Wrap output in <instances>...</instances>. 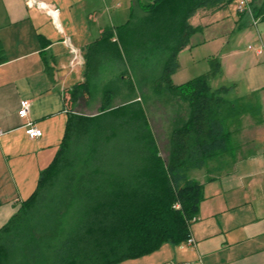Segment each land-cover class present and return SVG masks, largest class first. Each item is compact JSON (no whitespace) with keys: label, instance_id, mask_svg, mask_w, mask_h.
Instances as JSON below:
<instances>
[{"label":"trees","instance_id":"trees-1","mask_svg":"<svg viewBox=\"0 0 264 264\" xmlns=\"http://www.w3.org/2000/svg\"><path fill=\"white\" fill-rule=\"evenodd\" d=\"M231 1L149 0L140 19L105 26L85 46L83 78L68 93L70 111L61 143L40 170L34 191L0 228V264H116L164 242L186 240L204 199L203 185L189 172L215 156H231L242 116L258 112L240 96L226 97L234 85L211 88L210 79L221 72L217 57L209 59L205 73L171 82L179 51L202 29L190 17ZM256 1L254 11L261 15L264 0ZM107 67L123 79L140 73L157 93L165 88L187 102L186 120L170 131L167 162L159 155L140 99L113 106V92L105 89L98 113H72ZM43 225L50 232L59 228L55 244L45 241L46 231L39 234Z\"/></svg>","mask_w":264,"mask_h":264},{"label":"crops","instance_id":"crops-1","mask_svg":"<svg viewBox=\"0 0 264 264\" xmlns=\"http://www.w3.org/2000/svg\"><path fill=\"white\" fill-rule=\"evenodd\" d=\"M37 2L55 11L39 9ZM82 2L0 0V228L34 191L40 170L49 164L61 143L70 111L68 93L83 78L85 46L99 36L103 27L111 26L99 27L92 40L81 38L77 34L81 18L85 15L83 26L87 29L85 21L91 17L86 4L78 6ZM191 23L195 25L193 20ZM198 25L202 27L199 32L207 34L194 41V34L191 36L190 43L178 53L179 68L172 76L185 67L195 77L209 69L210 58L217 57L221 67L225 57L232 56L237 60L241 80L230 83L243 91L242 99L248 97L243 99L245 103L262 108L264 22L256 36L240 14L235 22ZM233 32L242 35L233 37ZM240 36L257 38L256 46L247 45L253 53L234 50ZM259 48L261 52H257ZM227 62L230 65L231 61ZM21 99L30 101L24 118L17 114ZM76 108L72 113H79ZM28 120L42 130L40 137H28L24 126ZM248 126L234 136L233 148L244 149L246 154L228 156L227 170L199 180L204 199L189 226L194 244L185 240L164 242L152 252L116 264H264V155L251 149L264 146V130ZM244 132L246 139L242 138ZM262 151L257 149L258 153ZM248 157L251 159L243 161ZM209 166L217 167L209 162L203 168ZM240 166L246 172H238Z\"/></svg>","mask_w":264,"mask_h":264},{"label":"rangeland","instance_id":"rangeland-1","mask_svg":"<svg viewBox=\"0 0 264 264\" xmlns=\"http://www.w3.org/2000/svg\"><path fill=\"white\" fill-rule=\"evenodd\" d=\"M147 1L149 0H83L82 3L78 4V6L82 7V5L86 4L88 6V11L91 13V17L88 18V20L86 19L85 21L86 25L88 26L87 29H85V27L83 26L85 15L81 18L82 25L78 27L80 30H78L77 34L81 38L92 40L98 35L99 27H102L105 24H109L115 28L127 23L128 21L140 19V16H143L145 14L143 3H146ZM237 3L238 0H232L225 8L218 9L213 14L207 17H204L202 15L204 14V11L199 10V12L193 16L191 22L193 20L195 25H211L213 23H219L223 21L227 23L235 22L239 14L236 10ZM256 3H259V1H256ZM205 12L208 13L209 10ZM262 22L264 21L261 20L257 22L256 26L251 25V29H249L252 31L253 35H257L259 31V25L260 23L262 24ZM206 34L207 32H198L193 35L192 40L194 41L197 38H202ZM232 35L233 37H237V35L242 34L233 32ZM257 43V38L250 39L240 36L239 40L235 43L236 45H234V50H237L238 48L239 52L253 53L251 49L247 48V45L250 44L254 47V45L256 46ZM227 60L231 61L230 65H228ZM234 60L235 59L232 56H227L221 62L220 74L215 78L210 79L209 81L212 89H216L221 85L230 86L232 85L230 81L233 79L241 80L240 73L238 71L239 66L237 64V60ZM192 72L193 71L187 70V68L185 69L184 67L182 71H178L173 76L171 75V82L174 84L185 82L194 76L191 75L193 74ZM129 74L130 76L128 74H125L126 79H123L119 77V71L108 67L103 69L100 80L91 90V95L88 98L80 96L79 102L76 104V109L79 114L91 115L98 113L100 110L102 94L105 89H109L113 92L111 99L113 106L125 103L132 99H140L144 106L150 128L156 140L159 155L164 162H167L168 140L170 131L175 125L186 120L188 116L187 102L181 99L179 96L172 95L165 88L157 93L152 87L150 78L144 79L145 77H143V75L140 73L137 76L133 75L131 72ZM127 77L130 78L134 86L133 89L128 88ZM242 92L243 91L239 89L237 91V89L230 90L229 88V92L226 97L229 99H233L237 96L243 95ZM243 99L247 100L248 97H244ZM255 115L257 116L251 117L248 114L242 116V118L244 117L242 127H246L248 126V124H252V126L257 125V127L259 126L262 130H264V106H262V108L260 107ZM246 117L247 119H245ZM242 138L246 139V133L242 134ZM251 149L254 150L255 154L264 155V151H262V153L257 152V149L264 150V146H252ZM238 151H240L241 153H238ZM238 151L232 150L231 153L236 158L240 157L242 154H246V151H244V149L240 148V150ZM77 154H79V151ZM250 159L251 157L244 158L243 161ZM208 161H210V163H213L214 165H217V167L209 166V168L192 170L188 174L189 177L198 182L199 180L204 181L205 177L212 173H219L220 170L224 169L227 170L229 168V165L227 164H230L229 161L226 164V158H220L218 156H215ZM77 165H79V162H77ZM237 170L238 172H246V169L241 168V166L238 167ZM70 211V209L67 210L66 213L68 215L64 219H67L69 217V214L71 213ZM48 228V225H43L39 234L46 231V235L44 236L45 241L50 245L55 244V242L61 236L59 228H56V230H54L53 232H50L51 230H49Z\"/></svg>","mask_w":264,"mask_h":264},{"label":"built area","instance_id":"built-area-1","mask_svg":"<svg viewBox=\"0 0 264 264\" xmlns=\"http://www.w3.org/2000/svg\"><path fill=\"white\" fill-rule=\"evenodd\" d=\"M37 7L39 9H43L47 11L48 13H53L55 9L50 7L48 4L37 2ZM256 5V2L254 0H238L236 10L239 14H244L248 17L249 23L253 26L256 25L257 22L261 21L262 18H264V13L261 15H256V12L254 11V6ZM249 48H252L250 45ZM257 52H261V49L259 48ZM30 106V101L28 99H21L19 101V108L17 111V114L19 117L24 118L27 116V112ZM25 132L30 138H37L42 135V130L34 124L33 121L28 120L25 123ZM1 132V131H0ZM196 218H192V221H194ZM187 244H194V239L189 233V236L186 238Z\"/></svg>","mask_w":264,"mask_h":264}]
</instances>
